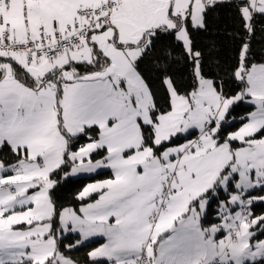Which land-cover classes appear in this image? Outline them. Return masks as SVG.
<instances>
[{
  "label": "snow or ice",
  "instance_id": "6c2138e0",
  "mask_svg": "<svg viewBox=\"0 0 264 264\" xmlns=\"http://www.w3.org/2000/svg\"><path fill=\"white\" fill-rule=\"evenodd\" d=\"M0 264H264V0H0Z\"/></svg>",
  "mask_w": 264,
  "mask_h": 264
}]
</instances>
